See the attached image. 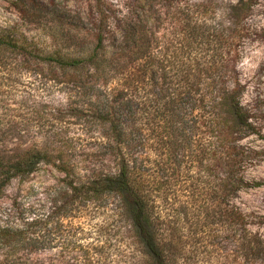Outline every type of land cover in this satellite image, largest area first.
<instances>
[{
    "label": "rangeland",
    "instance_id": "obj_1",
    "mask_svg": "<svg viewBox=\"0 0 264 264\" xmlns=\"http://www.w3.org/2000/svg\"><path fill=\"white\" fill-rule=\"evenodd\" d=\"M134 2L0 0V25L17 26L41 47L65 44V33H69L75 40H82L86 48H92L98 46L101 37L94 28L99 16L93 17L92 12L104 10L110 21L103 33L102 45L109 48L121 42L120 28ZM188 3H204L206 8L213 6L205 10L195 8V16L207 33L220 28H228L227 34L231 32L233 44L228 51L233 61L226 79L229 88L240 85L241 102L256 124L254 129H242L233 134L236 138L233 144L239 145L237 153L241 156L237 173L242 182L238 190L217 200L218 193L209 195L203 189L199 193L200 207L195 208L190 197L195 191L191 181L200 177V171L195 159L182 155L179 160L184 161V168L180 182L168 190V200H157L155 214L179 229L174 238L167 236L181 244L179 264H264V0H188ZM246 7L249 11L244 16L240 8ZM35 10L38 11L33 13ZM168 30L167 25H162L158 42H154L148 54L163 64L173 77L174 66L178 68L175 57L181 45L179 37H172L171 43L166 41ZM197 54L190 52L191 56ZM143 60L132 58L134 63L130 70L138 69ZM1 64L0 122L12 125L2 133L0 148L12 152L19 146H38L58 159L57 165L41 163L26 178H14L4 186L0 225L24 223L27 227L30 222L38 225L31 230L36 232L32 235L37 238L36 242L21 246V259L2 262V254L11 247L0 244V264H150L151 257L138 246L136 230L123 213L117 196L93 200L84 195L75 198L65 195L66 180L73 176L63 169L73 168L74 177L116 169L118 143L94 118L91 105L103 98V93L121 89L129 70L113 72L107 83L100 81L95 88H87L91 78H87L86 70L83 84L87 94L84 96L73 83L50 73L39 58L29 61L10 57ZM153 89L139 88L132 94L138 112L141 106V109L151 107L157 101L155 92H159V88H155L154 95L150 94ZM164 89L167 96H171L178 88ZM138 112L135 126L148 136L144 128L147 121ZM144 117L147 119V115ZM149 146H153L152 141ZM223 155L219 154L218 170L226 175L231 163L230 157ZM135 156L146 161L151 173L152 164L157 160L155 152L139 148ZM207 208L214 212L212 217L206 216ZM216 211L226 215L237 212L239 220L234 214V219L220 217L222 212ZM161 233L159 231L158 236L161 237ZM248 244L256 250H246Z\"/></svg>",
    "mask_w": 264,
    "mask_h": 264
},
{
    "label": "trees",
    "instance_id": "obj_2",
    "mask_svg": "<svg viewBox=\"0 0 264 264\" xmlns=\"http://www.w3.org/2000/svg\"><path fill=\"white\" fill-rule=\"evenodd\" d=\"M206 6L204 3L191 5L188 0H135L124 26L120 28L121 42L109 48L102 45L103 33L110 21L104 10L92 12L93 17L99 16V23L94 24V28L101 35L98 46L92 48H86L82 40H75L69 33H65V44L41 47L17 26L0 25V65L10 57L29 61L39 58L50 73L73 83L84 96L87 88H95L100 81L107 83L113 72L129 70L121 89L103 93V98L91 105L94 118L118 143L116 169L99 170L87 177H74L76 172L73 168L63 169L73 176L66 180L65 195L74 198L84 195L93 200L117 196L123 213L136 230L138 246L151 257L150 264L180 263L181 244L167 238L169 235L174 238L179 229L155 214L157 200H168V190L180 182L184 161L179 157L191 156L200 171V177L191 181L195 186L190 196L193 206L200 207L199 193L203 189L209 195L218 193L215 198L221 200L233 190H238L242 182L237 173L241 160L237 153L239 145L233 144L236 140L233 134L242 129H254L256 124L251 112L241 102L240 85L229 88L226 79L233 61L228 51L233 44L231 32L227 34L228 28H220L212 34L207 33L204 24L195 16L196 9L213 7ZM248 9L240 8V13L246 16ZM162 25H167L170 31L166 32V41L171 43L174 37H179L181 45L175 57L178 68L174 66L173 77L169 76L163 64L148 54L154 42H158ZM193 51L198 54L191 56ZM132 58L144 59L136 70H130L134 63ZM86 70L87 78H91L87 88L83 84ZM139 88H154L150 92L153 95L155 88H159V92H155L157 101L151 107L141 109V106L138 112L132 94ZM164 88L178 89L167 96ZM137 112L147 121H144V128L148 136L135 126ZM11 125L0 122V147L3 142L1 135ZM150 141L152 147L149 146ZM139 148L150 149L157 155L151 173L146 161L135 156ZM219 154L230 157L226 175L218 170ZM57 159L58 156L38 146H19L12 152L0 148V198L4 186L12 179L26 178L44 162L57 165ZM213 213L207 208V217H212ZM233 214L239 220L237 212L228 214L232 218L223 212L220 217L234 219ZM36 225L37 222L27 223V227L24 223L0 225V244L11 247L2 254V262L21 259V246L36 242L37 238L32 236L36 232L31 231ZM159 231H162L161 237L158 236ZM248 249L256 250L251 244H248Z\"/></svg>",
    "mask_w": 264,
    "mask_h": 264
}]
</instances>
